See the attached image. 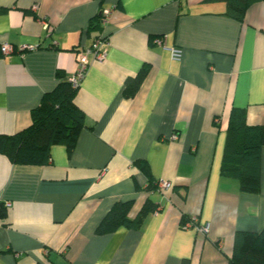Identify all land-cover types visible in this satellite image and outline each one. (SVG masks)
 <instances>
[{"label": "crops", "instance_id": "crops-1", "mask_svg": "<svg viewBox=\"0 0 264 264\" xmlns=\"http://www.w3.org/2000/svg\"><path fill=\"white\" fill-rule=\"evenodd\" d=\"M101 7L112 11L106 55L77 87L85 122L71 153L52 145L37 165L0 153V264H227L236 232L264 227V146L258 192L220 174L231 107L264 125V0L241 19L219 0H0V43L14 49L0 55V134L29 125L44 93L75 72ZM136 161L170 188H147ZM147 199L156 208L139 227L97 230L115 202L131 200L134 218ZM192 219L207 231L185 226Z\"/></svg>", "mask_w": 264, "mask_h": 264}, {"label": "trees", "instance_id": "trees-1", "mask_svg": "<svg viewBox=\"0 0 264 264\" xmlns=\"http://www.w3.org/2000/svg\"><path fill=\"white\" fill-rule=\"evenodd\" d=\"M208 1V0H207ZM226 3L225 14L241 19L248 5L257 0H219ZM101 7L88 23V30L102 32ZM147 68L126 81L124 93L135 95ZM77 88H73L68 78L60 80L50 91L45 92L39 104L31 111V122L13 134H0V153L5 154L13 163L42 164L49 158L50 147L64 144L71 153L85 122V115L74 101ZM264 146V125L249 124L247 112L243 107L232 106L220 174L239 180L240 189L256 193L259 190L258 164ZM136 164L147 175V188H153L156 180L143 168L141 161ZM132 201H117L101 220L97 230L104 233L115 231L119 226L139 227L147 214L156 204L147 199L134 218L128 217ZM7 206L0 201V219L5 216ZM227 264H264V227L260 231L236 232L234 252Z\"/></svg>", "mask_w": 264, "mask_h": 264}, {"label": "built area", "instance_id": "built-area-1", "mask_svg": "<svg viewBox=\"0 0 264 264\" xmlns=\"http://www.w3.org/2000/svg\"><path fill=\"white\" fill-rule=\"evenodd\" d=\"M111 12L112 11L109 8L103 9L101 25H105L108 22ZM151 41L153 45L161 46L169 50L172 59L179 60L181 58L182 55L181 49L178 47H167L162 37H158V36L153 37ZM106 45H107V37L105 32L102 31L93 37V40L88 47L83 48L81 50L77 58L76 70L73 74H71L68 77V81L70 82L73 88H77L79 86L80 82L82 81V79L84 78L87 72L89 65L92 62L102 61L104 59L106 55V48H105ZM24 48H25L24 46L20 45L18 50L22 51ZM13 50H14L13 45H11L10 43L8 42L0 43V55H9L13 52ZM174 137L176 136L174 135ZM154 184L161 191H165L170 188V182L164 179H160L156 181ZM187 225H194V227L197 230L203 233H205L208 229V227L205 225L202 226L198 225L196 222H194L193 219L192 222H188L185 226Z\"/></svg>", "mask_w": 264, "mask_h": 264}]
</instances>
